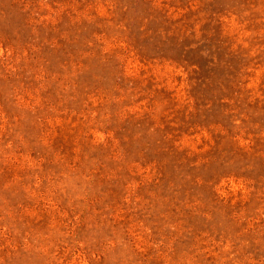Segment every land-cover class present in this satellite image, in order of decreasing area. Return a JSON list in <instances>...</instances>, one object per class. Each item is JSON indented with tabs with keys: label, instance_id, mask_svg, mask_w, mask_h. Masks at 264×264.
Instances as JSON below:
<instances>
[{
	"label": "rangeland",
	"instance_id": "374dc122",
	"mask_svg": "<svg viewBox=\"0 0 264 264\" xmlns=\"http://www.w3.org/2000/svg\"><path fill=\"white\" fill-rule=\"evenodd\" d=\"M0 264H264V0H0Z\"/></svg>",
	"mask_w": 264,
	"mask_h": 264
}]
</instances>
